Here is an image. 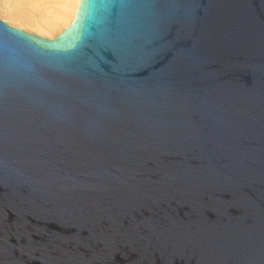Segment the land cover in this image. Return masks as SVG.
<instances>
[{
  "label": "water",
  "instance_id": "obj_1",
  "mask_svg": "<svg viewBox=\"0 0 264 264\" xmlns=\"http://www.w3.org/2000/svg\"><path fill=\"white\" fill-rule=\"evenodd\" d=\"M0 264H264V0L0 19Z\"/></svg>",
  "mask_w": 264,
  "mask_h": 264
},
{
  "label": "bare ground",
  "instance_id": "obj_2",
  "mask_svg": "<svg viewBox=\"0 0 264 264\" xmlns=\"http://www.w3.org/2000/svg\"><path fill=\"white\" fill-rule=\"evenodd\" d=\"M80 0H0V18L44 37H55L72 23Z\"/></svg>",
  "mask_w": 264,
  "mask_h": 264
},
{
  "label": "rangeland",
  "instance_id": "obj_3",
  "mask_svg": "<svg viewBox=\"0 0 264 264\" xmlns=\"http://www.w3.org/2000/svg\"><path fill=\"white\" fill-rule=\"evenodd\" d=\"M1 19V18H0ZM3 20V19H2ZM5 21V20H4ZM11 26H13V25H11ZM15 27V26H14ZM17 28H19V27H17ZM25 30V29H24ZM26 31V30H25ZM29 32V31H28Z\"/></svg>",
  "mask_w": 264,
  "mask_h": 264
}]
</instances>
